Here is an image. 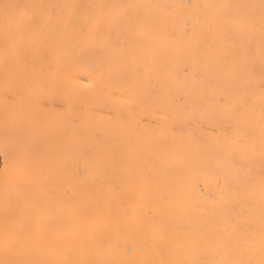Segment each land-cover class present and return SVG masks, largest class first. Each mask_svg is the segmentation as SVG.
Here are the masks:
<instances>
[{
	"label": "bare ground",
	"instance_id": "bare-ground-1",
	"mask_svg": "<svg viewBox=\"0 0 264 264\" xmlns=\"http://www.w3.org/2000/svg\"><path fill=\"white\" fill-rule=\"evenodd\" d=\"M0 264H264V0H0Z\"/></svg>",
	"mask_w": 264,
	"mask_h": 264
}]
</instances>
